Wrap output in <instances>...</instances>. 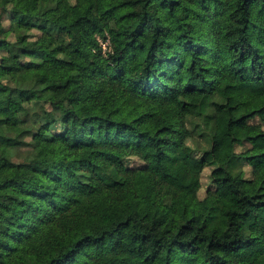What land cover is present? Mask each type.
Returning a JSON list of instances; mask_svg holds the SVG:
<instances>
[{
	"label": "trees",
	"instance_id": "trees-1",
	"mask_svg": "<svg viewBox=\"0 0 264 264\" xmlns=\"http://www.w3.org/2000/svg\"><path fill=\"white\" fill-rule=\"evenodd\" d=\"M228 8L0 0V264H264V0Z\"/></svg>",
	"mask_w": 264,
	"mask_h": 264
},
{
	"label": "rangeland",
	"instance_id": "rangeland-1",
	"mask_svg": "<svg viewBox=\"0 0 264 264\" xmlns=\"http://www.w3.org/2000/svg\"><path fill=\"white\" fill-rule=\"evenodd\" d=\"M230 2V8H228V13L232 10L234 5V0H229ZM11 15H5L3 18V26L0 29V62L2 59L7 56V50L4 48L6 44L13 43L16 41V35L11 31L12 22H11ZM33 35V41L38 40L41 37V33L37 30L32 31ZM103 40V38H101ZM27 141H31L30 138L27 139ZM249 146L246 145L245 148H248ZM244 148H238V152L243 151ZM29 148H24L20 151H15L12 154V159L14 162H21L23 161L24 157L28 154ZM134 161V165H138L137 160ZM245 171L247 174V177H251V167L246 166ZM210 174L211 169L207 168L202 175V189L199 193V197L203 199L206 196L207 190L211 187V181H210ZM137 186L139 189V197L134 201V205L139 209H148L151 205L152 201V193L148 188V181L147 178L144 176H141L137 181Z\"/></svg>",
	"mask_w": 264,
	"mask_h": 264
},
{
	"label": "built area",
	"instance_id": "built-area-1",
	"mask_svg": "<svg viewBox=\"0 0 264 264\" xmlns=\"http://www.w3.org/2000/svg\"><path fill=\"white\" fill-rule=\"evenodd\" d=\"M100 45L103 49V53H108L111 50V42L110 39H103L99 38Z\"/></svg>",
	"mask_w": 264,
	"mask_h": 264
}]
</instances>
